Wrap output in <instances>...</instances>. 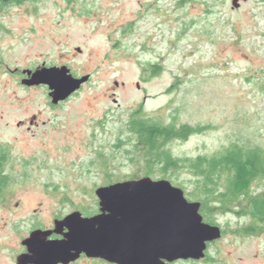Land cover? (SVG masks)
Masks as SVG:
<instances>
[{
    "label": "rangeland",
    "instance_id": "374dc122",
    "mask_svg": "<svg viewBox=\"0 0 264 264\" xmlns=\"http://www.w3.org/2000/svg\"><path fill=\"white\" fill-rule=\"evenodd\" d=\"M235 1L44 0L2 10L0 151L15 202L28 212L48 203L42 182L79 203L91 182L146 177L183 183L200 202L189 170L166 178L153 162L133 118L200 127L166 146L176 158L212 157L235 142L264 149V0ZM63 66L90 80L58 105L49 88L23 84L24 71ZM221 186L215 216L226 233L188 264H264V232L241 231L251 224L247 201ZM254 188L263 192L264 180Z\"/></svg>",
    "mask_w": 264,
    "mask_h": 264
},
{
    "label": "water",
    "instance_id": "95a60500",
    "mask_svg": "<svg viewBox=\"0 0 264 264\" xmlns=\"http://www.w3.org/2000/svg\"><path fill=\"white\" fill-rule=\"evenodd\" d=\"M23 73L29 77L23 84L49 88L54 105L66 101L90 80V76L74 77L66 66ZM97 196L103 213L72 233L73 239H79V249L93 257L116 264L199 261L206 257L209 245L223 236L220 226L205 222L202 204L190 201L169 180L156 183L146 177L139 183L100 188Z\"/></svg>",
    "mask_w": 264,
    "mask_h": 264
},
{
    "label": "flooded vegetation",
    "instance_id": "af4514ba",
    "mask_svg": "<svg viewBox=\"0 0 264 264\" xmlns=\"http://www.w3.org/2000/svg\"><path fill=\"white\" fill-rule=\"evenodd\" d=\"M42 1L44 0L0 1V12L13 6L39 4ZM67 1L76 6L75 0L71 3ZM43 87L47 86L43 85ZM7 161L8 155L5 154L0 164V209L3 211L0 214V264H116L103 258L93 257L79 249V239H73L72 233L74 230L79 232L86 224V220L89 221L103 213L97 196L100 188L139 183L140 180L106 181L101 184L91 182V186L81 187L83 193L90 197L84 198L85 201L81 200L79 203L67 194L64 197L59 196L61 189L64 188L59 185L60 183L42 182L46 192L52 197L47 199L48 203L39 202L32 211L28 212L24 211V199L15 202L17 197L13 185L17 182L8 174ZM159 180L161 179L154 182L157 183ZM23 184L28 185V182L24 181ZM51 188H55L54 193L50 192ZM16 211L23 212L15 213ZM189 262L191 260L165 263L188 264Z\"/></svg>",
    "mask_w": 264,
    "mask_h": 264
},
{
    "label": "trees",
    "instance_id": "16d2710c",
    "mask_svg": "<svg viewBox=\"0 0 264 264\" xmlns=\"http://www.w3.org/2000/svg\"><path fill=\"white\" fill-rule=\"evenodd\" d=\"M72 1L69 0L70 3ZM157 71V66L152 68L153 74H157ZM130 129L132 133L139 136L140 142L150 148L154 155L153 162L161 167L166 178L170 176V173L171 176L176 177V174L182 170H189L195 177L192 183L196 187L195 191L198 195L196 199L202 204L201 212L205 222L220 226L215 216L220 207H216L215 200L218 197L222 199L223 194L220 189L225 180L227 186L225 189L228 193L244 197L247 201V209L241 213L242 216L251 219V224L241 231L246 234L264 232V191L259 192L254 188V182L264 180V149L243 147L235 142L224 152L212 157L181 159L176 158L170 150L166 149L167 144L175 139L189 140L193 134L200 131V127L195 128L190 125L177 127L176 124L163 126L159 123H151L145 118H133ZM0 154L1 164L6 151L2 150ZM173 184L184 185L174 182ZM222 230L225 234L226 229L222 228Z\"/></svg>",
    "mask_w": 264,
    "mask_h": 264
}]
</instances>
